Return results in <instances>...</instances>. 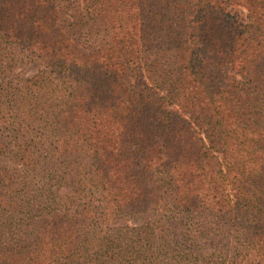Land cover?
<instances>
[{
    "label": "trees",
    "instance_id": "trees-1",
    "mask_svg": "<svg viewBox=\"0 0 264 264\" xmlns=\"http://www.w3.org/2000/svg\"><path fill=\"white\" fill-rule=\"evenodd\" d=\"M0 264H264V0H0Z\"/></svg>",
    "mask_w": 264,
    "mask_h": 264
},
{
    "label": "rangeland",
    "instance_id": "rangeland-1",
    "mask_svg": "<svg viewBox=\"0 0 264 264\" xmlns=\"http://www.w3.org/2000/svg\"><path fill=\"white\" fill-rule=\"evenodd\" d=\"M229 15L232 17L234 25L239 26L247 23V10L243 6L236 4H229L227 7ZM131 83L135 86L136 89L148 90L153 86L151 81L147 78L144 70H138L131 78ZM160 94L164 95L163 91ZM170 109L176 110L175 106H170ZM201 135L205 137V129H200Z\"/></svg>",
    "mask_w": 264,
    "mask_h": 264
}]
</instances>
